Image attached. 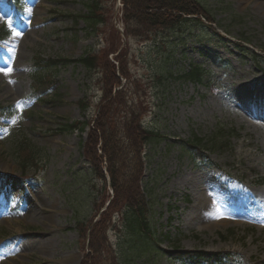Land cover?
Masks as SVG:
<instances>
[{
  "label": "rangeland",
  "instance_id": "374dc122",
  "mask_svg": "<svg viewBox=\"0 0 264 264\" xmlns=\"http://www.w3.org/2000/svg\"><path fill=\"white\" fill-rule=\"evenodd\" d=\"M88 1L0 0V30H9L0 39V174L13 177L4 187L10 201L0 198V264H82L91 253L89 225L82 234L76 221H98L113 198L106 167L104 182L84 153L103 76L81 64L35 68L40 57L90 51L104 77L113 64L117 88L138 93L143 125L159 135L143 148L153 235H133L112 214L104 234L119 264H264V195L257 194L264 190V122L250 118L232 93L240 82L264 85V0H201L209 19L151 41L127 35L121 0H102L106 22L89 34L79 16ZM196 64L205 70L201 83L181 77ZM38 75L57 83L34 96ZM74 120L90 126L59 129ZM184 176L220 191V215L197 212L195 191L178 188Z\"/></svg>",
  "mask_w": 264,
  "mask_h": 264
},
{
  "label": "trees",
  "instance_id": "16d2710c",
  "mask_svg": "<svg viewBox=\"0 0 264 264\" xmlns=\"http://www.w3.org/2000/svg\"><path fill=\"white\" fill-rule=\"evenodd\" d=\"M123 4V23L127 35H136L145 41H151L158 33L171 30L187 21H201L200 17L209 19L211 12L201 0H121ZM86 13L79 14L85 23V30L89 34L102 27L106 20L102 0L85 2ZM77 16V15H76ZM190 16V17H188ZM192 18V19H190ZM0 30V37L4 34ZM244 38V37H242ZM246 39V38H245ZM81 64L88 71L101 74L99 83L101 98L98 106L95 123L75 120L62 124L61 131L74 130L86 131L90 126L87 141L84 147L86 159L90 163L96 177L105 182L104 168L110 176V186L113 198L108 208L103 212L98 221L92 219L86 224L87 219H79L76 223L84 234L85 225L90 229L91 253L86 254L82 264H119L118 254L113 249L106 230L111 225V217L115 212L121 216L130 232L148 240L153 235L151 225V202L147 199L142 187L145 159L143 148L150 141L159 137L158 132L143 126V115L146 112L144 101L135 90L115 88L120 83L113 64L108 65L111 70L104 77V68L101 59L92 51L84 53L78 58H38L36 65L39 67H56L57 65ZM117 70L125 74L119 66ZM204 69L194 65L181 77L193 82H202ZM37 92L49 90L57 81L53 77H36ZM82 110L86 112L87 103L80 100ZM200 142L205 144L203 138ZM215 144V139L212 140ZM191 143H194L192 141ZM27 141L20 143L24 150ZM0 179L8 183V177L0 174ZM105 189L107 187L105 186ZM106 202L102 203L101 209ZM155 244L150 243L148 249L153 250Z\"/></svg>",
  "mask_w": 264,
  "mask_h": 264
},
{
  "label": "bare ground",
  "instance_id": "6f19581e",
  "mask_svg": "<svg viewBox=\"0 0 264 264\" xmlns=\"http://www.w3.org/2000/svg\"><path fill=\"white\" fill-rule=\"evenodd\" d=\"M232 93L234 94L236 101L241 104L244 112L250 118L264 122V106H261V102L264 100V85H261L260 83L243 84L240 82L234 87V92ZM206 175L209 174H204L202 177H205ZM181 178L182 185H180L178 188L180 189L181 187H189L195 191V198L199 202V204L196 205L197 212L201 214L202 210L204 211L201 216L213 217L222 213L219 211L220 208H218L219 206L217 205L216 200H214V194L221 198L220 191H218L216 187H210L209 184L211 182H204L202 180L189 178L187 176ZM257 194L264 195V190L258 191ZM5 221L8 222L7 220Z\"/></svg>",
  "mask_w": 264,
  "mask_h": 264
},
{
  "label": "snow or ice",
  "instance_id": "6c2138e0",
  "mask_svg": "<svg viewBox=\"0 0 264 264\" xmlns=\"http://www.w3.org/2000/svg\"><path fill=\"white\" fill-rule=\"evenodd\" d=\"M9 26H11V22L9 21ZM15 35L19 36L21 35L19 32H14ZM10 71V70H9ZM219 218V217H218Z\"/></svg>",
  "mask_w": 264,
  "mask_h": 264
}]
</instances>
